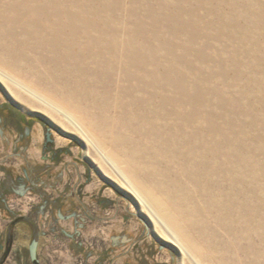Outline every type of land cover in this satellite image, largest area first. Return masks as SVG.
Listing matches in <instances>:
<instances>
[{
	"label": "bare ground",
	"instance_id": "bare-ground-1",
	"mask_svg": "<svg viewBox=\"0 0 264 264\" xmlns=\"http://www.w3.org/2000/svg\"><path fill=\"white\" fill-rule=\"evenodd\" d=\"M0 63L73 104L87 124L69 123L112 142L168 220L217 238L211 215L224 262L237 247L264 264V139L249 135L264 128V0H0Z\"/></svg>",
	"mask_w": 264,
	"mask_h": 264
},
{
	"label": "rangeland",
	"instance_id": "rangeland-1",
	"mask_svg": "<svg viewBox=\"0 0 264 264\" xmlns=\"http://www.w3.org/2000/svg\"><path fill=\"white\" fill-rule=\"evenodd\" d=\"M120 16L123 22L126 17L125 12ZM212 45V49L207 52L209 55L220 47V44L215 42H212ZM17 70L0 63V102H6L21 113L39 118L40 120L37 121L39 124L44 122V126L52 129L56 145L63 147L64 150L68 149V152L62 157L64 165L55 170L53 178H50L51 186L47 190L46 199L26 194L24 183L21 185V191L16 189L17 193H14L16 196L9 199L14 210L12 212L0 210V231H6V225H9L13 218L14 222H19L28 216L31 211L28 203L32 198V205L36 207L42 203V200H46L49 206L58 203L57 209L49 211L48 219L47 216L44 218L42 215L38 220V226L47 235L41 238L39 250L43 263L46 264H227L228 262L236 264L239 261L250 264L252 262V257H245L237 247L230 250L228 262L221 259L219 239L225 240L228 237L227 232L219 227L213 216H209V222L217 238L199 237L195 228L186 226L187 223H182L180 219L179 224L174 220H168L162 207V195L143 182L140 175L138 178L134 176L133 171L137 168H131L123 163L113 150L112 142L102 143L95 129L87 128L90 131L88 133L90 138L77 130L66 119V116H70L81 124H87L84 121L85 117L76 107L62 100L53 89L45 87L24 71L17 72ZM243 72L248 75L250 70L243 68ZM218 82L219 79H216L213 86ZM228 82L230 83L231 79ZM210 98L215 99L212 95ZM114 111L110 109L109 116L112 118L116 116ZM255 115L263 117L264 111L258 109ZM37 128L40 130L39 138H35V141L42 142V129L40 126ZM257 130L250 132L249 135H259L264 139V128ZM125 135L140 141L139 136L132 131L126 130ZM40 154V150L36 153L35 150L31 152V156L39 160H41ZM260 158L264 162V156ZM14 162L16 167L14 169H17L14 174L18 175L22 163L18 160ZM172 165L165 163L163 167L168 166L174 174H177L179 166ZM123 175L135 184V189L140 185L147 190L142 192L137 189L145 204L117 185V183L121 184L120 176L123 178ZM171 211V209L167 211L168 214H171ZM177 217L175 216V219ZM173 236L178 237L177 240L183 243L182 245L188 244L180 248L172 242ZM31 241L30 229L26 225L17 223L14 231V251L6 264H25L24 260L28 259ZM239 245L242 248L248 247V240L242 237Z\"/></svg>",
	"mask_w": 264,
	"mask_h": 264
},
{
	"label": "flooded vegetation",
	"instance_id": "flooded-vegetation-1",
	"mask_svg": "<svg viewBox=\"0 0 264 264\" xmlns=\"http://www.w3.org/2000/svg\"><path fill=\"white\" fill-rule=\"evenodd\" d=\"M39 120L36 116L21 113L6 102H0V210L4 209L8 212L14 210L9 199L16 196L14 193H17V188L21 191L23 183L26 194L46 199L47 190L51 186L50 178H53L55 170L64 165L62 157L68 149L58 147L53 138L52 129L44 126V122L39 124L37 122ZM39 126L42 129V142L35 141V138H39L40 130L37 128ZM34 150L35 153L37 150L41 151V160L31 156ZM13 159L22 163L18 169V175L14 174L17 169H14L16 167H14L15 160ZM30 200L28 205L31 211L28 216L19 222H14L13 218L9 225H6L7 230L0 231V264H6L11 259L17 223L26 225L30 229L31 244L35 239L38 241L37 261L32 260L29 251L28 259L24 260L25 264H46V262L43 263L39 250L41 249V238L47 235L38 226V220L42 215L44 218L47 216L46 219H48L49 211L57 209L58 203L49 206L46 200H42V203L36 207L32 205V198Z\"/></svg>",
	"mask_w": 264,
	"mask_h": 264
},
{
	"label": "water",
	"instance_id": "water-1",
	"mask_svg": "<svg viewBox=\"0 0 264 264\" xmlns=\"http://www.w3.org/2000/svg\"><path fill=\"white\" fill-rule=\"evenodd\" d=\"M38 241L34 240L30 246V254L33 261H37Z\"/></svg>",
	"mask_w": 264,
	"mask_h": 264
}]
</instances>
